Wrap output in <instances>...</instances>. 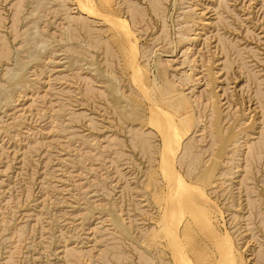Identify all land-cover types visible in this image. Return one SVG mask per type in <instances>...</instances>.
<instances>
[{"label": "rangeland", "instance_id": "obj_1", "mask_svg": "<svg viewBox=\"0 0 264 264\" xmlns=\"http://www.w3.org/2000/svg\"><path fill=\"white\" fill-rule=\"evenodd\" d=\"M154 1L0 0V264H264V0Z\"/></svg>", "mask_w": 264, "mask_h": 264}, {"label": "bare ground", "instance_id": "obj_2", "mask_svg": "<svg viewBox=\"0 0 264 264\" xmlns=\"http://www.w3.org/2000/svg\"><path fill=\"white\" fill-rule=\"evenodd\" d=\"M76 1H77V0H76ZM153 1H154V0H153ZM17 2H18V1H17ZM84 2H85V1H84ZM84 2H82V3H84ZM154 2H157V1H154ZM154 2H153V3H154ZM79 3H80V2H79ZM79 3H78V4H79ZM82 3H80L81 5H79V6H80V10H81V11H83V10L86 11V9H88V8L86 7V4H87V3H86V2H85L86 4H82ZM87 6H88V5H87ZM153 7H154V6H153ZM130 9H131V8H130ZM88 10H89V9H88ZM88 10H87V11H88ZM92 10H93V9H92ZM89 12H90V10H89ZM93 12H94V11H93ZM135 12H136V11H135ZM87 13H88V12H87ZM96 13H97V12H96ZM96 13H95V14H96ZM91 14H92V12H91ZM95 14H94V15H95ZM104 16H105V15H104ZM138 16H139V15H138ZM82 17H83V16H82ZM97 17H98V16H97ZM102 17H103V16H102ZM105 19H106V18H105ZM110 21H112V20H110ZM113 22H114V21H113ZM115 23H116V24H115ZM118 23H119V22H116V21H115V22L112 23V24H115V27H116V28H118V27H122L123 25H125L124 22H123L122 24H118ZM123 27H124V26H123ZM142 86H143V85H142ZM142 88H143V87H142ZM146 89H147V88H146ZM149 89H150V88H149ZM141 92H142V91H141ZM147 92H148V91H147ZM102 95H103V94H102ZM144 95H146V94H144ZM144 97H145V96H144ZM146 98H147V97H146ZM159 98H160V97H159ZM150 99H151V98H150ZM171 103H172V102H171ZM149 104H150V103H149ZM153 104H155V102H154ZM151 106H153V105H151ZM155 106H157V105H155ZM159 107H160V106H159ZM157 109H158V108H157ZM154 110H155V109H154ZM154 110H153V111H154ZM159 110H160V109H159ZM150 112H151V111H150ZM155 112H157V111H155ZM162 112H163V111H162ZM159 114H160V113H159ZM165 114H166V113H165ZM167 115H168V117H169V114H167ZM158 116H159V115H158ZM160 116H161V115H160ZM160 116H159V118H160ZM163 117H164V114H163ZM151 118H152V117H151ZM164 118H165V117H164ZM155 119H157V118H155ZM161 119H162V118H161ZM168 119H169V118H168ZM152 120H153V119H152ZM157 120L159 121V119H157ZM151 122H152V121H151ZM148 123H149V122H148ZM155 123H157V122H155ZM164 130H165V129H164ZM167 130H168V129H167ZM170 130H171V129H170ZM167 133H168V131H167ZM163 134H164V133H163ZM169 134H170V133H169ZM172 134H173V133H172ZM166 136H167V135H166ZM176 138H177V137H176ZM168 139H169V138H168ZM166 140H167V139H166ZM166 140L164 139L165 142H167ZM169 141H171V140H169ZM178 141H180V140H178ZM171 142H172V141H171ZM178 143H179V142H178ZM249 153H250V152H249Z\"/></svg>", "mask_w": 264, "mask_h": 264}]
</instances>
